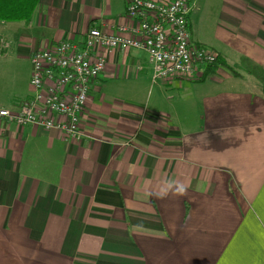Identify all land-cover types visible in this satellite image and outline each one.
Here are the masks:
<instances>
[{"label":"crops","instance_id":"obj_1","mask_svg":"<svg viewBox=\"0 0 264 264\" xmlns=\"http://www.w3.org/2000/svg\"><path fill=\"white\" fill-rule=\"evenodd\" d=\"M126 6L0 22V108L31 98L33 52L135 25ZM188 20L235 74L153 82L145 51L101 48L80 138L0 119V264H264V0H191Z\"/></svg>","mask_w":264,"mask_h":264},{"label":"built area","instance_id":"obj_2","mask_svg":"<svg viewBox=\"0 0 264 264\" xmlns=\"http://www.w3.org/2000/svg\"><path fill=\"white\" fill-rule=\"evenodd\" d=\"M190 1L127 0L126 17L135 25L120 24L113 34L91 28L82 40L61 41L33 52L29 80L32 96L16 112L0 108V119L80 138L91 84L105 68V59L96 52L101 48L145 51L153 82L200 80L218 55L192 41Z\"/></svg>","mask_w":264,"mask_h":264},{"label":"trees","instance_id":"obj_3","mask_svg":"<svg viewBox=\"0 0 264 264\" xmlns=\"http://www.w3.org/2000/svg\"><path fill=\"white\" fill-rule=\"evenodd\" d=\"M38 3L39 0H0V22L27 23L31 20ZM218 66H223L235 74L230 67L219 60V57L216 63L206 67V70L211 71Z\"/></svg>","mask_w":264,"mask_h":264},{"label":"clouds","instance_id":"obj_4","mask_svg":"<svg viewBox=\"0 0 264 264\" xmlns=\"http://www.w3.org/2000/svg\"><path fill=\"white\" fill-rule=\"evenodd\" d=\"M183 191H184V189H183L182 186H177V187H176V193H177V194H182Z\"/></svg>","mask_w":264,"mask_h":264},{"label":"rangeland","instance_id":"obj_5","mask_svg":"<svg viewBox=\"0 0 264 264\" xmlns=\"http://www.w3.org/2000/svg\"><path fill=\"white\" fill-rule=\"evenodd\" d=\"M198 45H200V44H198ZM201 46H202V45H201ZM47 48H48V47H47ZM47 48H46V49H47ZM30 63H31V62H30ZM205 72H208V70H205ZM204 75H205V74H203V75L201 76V78H204Z\"/></svg>","mask_w":264,"mask_h":264}]
</instances>
